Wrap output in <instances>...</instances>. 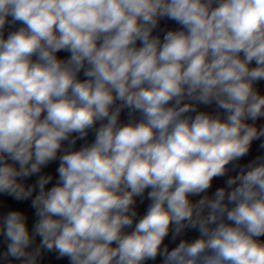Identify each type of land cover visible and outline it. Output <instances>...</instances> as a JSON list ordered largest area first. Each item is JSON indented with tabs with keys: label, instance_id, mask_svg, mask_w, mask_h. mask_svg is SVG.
<instances>
[{
	"label": "clouds",
	"instance_id": "9594fccd",
	"mask_svg": "<svg viewBox=\"0 0 264 264\" xmlns=\"http://www.w3.org/2000/svg\"><path fill=\"white\" fill-rule=\"evenodd\" d=\"M0 264H264V0H0Z\"/></svg>",
	"mask_w": 264,
	"mask_h": 264
}]
</instances>
